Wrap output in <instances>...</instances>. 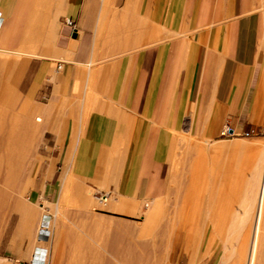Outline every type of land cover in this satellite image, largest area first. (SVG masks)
Masks as SVG:
<instances>
[{"label":"crops","instance_id":"crops-1","mask_svg":"<svg viewBox=\"0 0 264 264\" xmlns=\"http://www.w3.org/2000/svg\"><path fill=\"white\" fill-rule=\"evenodd\" d=\"M256 10L255 0H0V151L17 153L20 170L32 148L33 188L57 204L70 192L79 210L61 217L77 220L80 244L166 194L178 138L264 130ZM7 90L18 96L8 134ZM41 144L54 151L44 162ZM91 191L110 194L105 208L88 209ZM38 229L31 256L37 247L46 264L58 234L37 245Z\"/></svg>","mask_w":264,"mask_h":264},{"label":"rangeland","instance_id":"rangeland-1","mask_svg":"<svg viewBox=\"0 0 264 264\" xmlns=\"http://www.w3.org/2000/svg\"><path fill=\"white\" fill-rule=\"evenodd\" d=\"M259 3L260 4L258 7V0H255V7L257 9L256 13L259 14L261 19V27H260L261 33L259 39V46L261 49H264V2L263 0L262 1L259 0ZM5 86L12 88L13 84L12 83L5 84ZM5 92L6 94L11 93L12 98L10 100V103H13L12 106L6 107L7 113L5 116V128L7 131L6 133L8 134L10 120L12 119L13 114L17 112V107L14 105L17 103L18 96H17V92H14L13 90H9V91L7 90ZM224 138L225 141L240 139V140L252 142L256 140H263L264 130L261 133H258L257 135L251 137L238 136L235 138H230V137H224ZM22 141L24 143L26 142L24 139H22ZM188 144L190 145L200 144L203 147V148L201 147V150L204 149L202 151L203 153H205V155L203 154L204 156L202 155L201 157L206 158L204 164L206 165L207 163L206 168H210L211 156L208 153H209V148L213 144V140H199L191 137L178 138L175 141V146L177 148L176 150H178L179 152V155L174 156V160L171 164L170 181L166 194L164 196L158 197L156 200L152 202L143 203V205L141 206V211L137 214L135 218L123 219L120 229L117 228L118 225L116 223L115 225L116 229L123 230V238L125 239L126 242H130L131 244H135V243L138 244L141 242H145L148 245L147 251L151 254V256L149 260H147V262H144L145 264H242V262H237V261L232 262L231 260L229 262H225L221 258V255L224 251L223 246L224 243H226L225 242L226 240L224 238L227 237V240H229L230 245L231 244L236 245L237 241L239 245L241 244L242 235L236 233V231L238 230V226L236 227L231 224L232 221L233 222L238 221L235 213L237 211L236 208L239 206V204L238 201L236 200L240 199L241 194L235 193L232 197V199L234 200L233 203L226 202L224 204L227 207V212L222 218L220 217L221 218L220 220L223 223L217 228H214L213 225L209 222V219L207 216H205L204 211L202 212L197 211V213L196 210L193 211L192 208L194 204L192 202V199H194V197L192 198L189 195V197L187 196V198H185L186 197L185 192L187 187L186 184L193 181L196 183H199V181L206 183L207 184L206 188L204 187L203 189L206 190L202 193L204 194L202 195V198L215 199L216 194L209 195L208 191H210L211 189L224 190L225 189L224 184L225 183L228 184V182L230 181V177L225 178L223 176V177H217L215 179L213 177H210V175L211 174L213 175V173H210V171L208 170V172H206L207 178L203 179V181L202 179L198 180L199 178L197 179L190 178L191 174H196L193 172L192 170L193 166L191 165L193 161L196 159V155L193 154L194 148L189 147ZM48 147L49 146L47 145L41 144V148L39 149V152L37 154V156L43 162L48 157L54 155L53 150H50L51 152L50 155L42 153L44 152V150L45 152L49 150L47 149ZM254 155H255L254 152H249L248 155L234 154V158L238 159V162H241L240 165L242 164L243 167L245 166L247 168L251 166ZM221 157L223 158V160H225L226 156L223 155ZM248 160L251 162L250 165H249L250 162ZM32 167H33V149L31 148L27 150V152L25 153L24 160L21 163V169L18 171L17 176L13 179H10L8 183H10L9 190L12 189L10 190L12 196L16 191H18L20 197L27 200L30 203V205H32L33 208L40 213L39 215L42 216L43 221L40 222L38 221L37 223L39 228L37 245H41L48 243L51 240V238L55 236L54 233L55 228L53 227L54 226L53 222L55 220V217L57 218L56 215L58 214L56 211H54L56 207L61 206L59 215H63L62 214L63 211L69 212V211L79 210V207L73 204L72 202H69V200L71 199L70 192H68L66 195L67 199L65 201H60L59 204H57V202L54 199L47 200V198L43 195V193L39 192L37 188H33V186L31 185L35 175V171L32 170ZM212 181L214 183H212ZM235 181L237 185L234 187V190L240 192L242 189L246 188L248 182L247 178L242 177L235 179ZM211 183L214 184L215 186L214 188L211 187L212 186ZM96 193L97 192L94 191L90 192V201L93 204H90V206L88 207L89 210L105 208V204L110 201V199H108V201L105 202L104 204H99L94 197ZM219 197H220L219 195H216V199H218ZM184 199L185 200L188 199V202H184ZM205 204L206 202L205 203L203 202L201 203V206L204 207ZM230 204L232 206V213L230 212L229 209ZM191 209L192 211H190ZM189 211L190 213L191 212L192 213L190 214ZM55 212L57 214H55ZM150 213H153L154 220L152 224L148 223L149 227L147 231H145L144 228H146L148 216L151 215ZM194 213H196V215H194ZM9 214L11 215L9 216ZM203 216L207 218L205 219ZM189 217L191 219H189ZM239 217H242V214H239ZM48 220H50V225L47 224ZM18 221L19 219L16 212L9 210L8 212L6 211L4 213L3 211H0V234H1L0 257L7 258L9 261L7 263L9 264L11 263L12 264H42L43 260L39 262L37 261V256H36V252L38 251L37 247L35 248L32 256L30 253H28L27 250L28 242L30 243V240L33 242L34 234L32 236V239L25 237V239H23L21 242L19 241L20 239L17 236ZM64 221L66 223V226L72 230L71 233L73 234H76L75 232L81 233L80 232L81 229H78L77 227H74L72 225V222H75L77 220L64 219ZM174 221L175 223H172ZM191 224L193 225V227H191ZM106 229H110V227H105V230ZM244 229L248 230L249 228L246 226L244 227ZM189 230L190 231L206 230L205 233L206 235L202 240H200L199 238V240L197 241V236H202V234L199 235L191 234L188 236L183 233L184 231H189ZM214 230H218L220 233L213 235L210 234ZM158 231H160L161 234L155 233ZM176 231H180L181 234H174L173 232ZM82 236L85 240L89 241V243L88 242L87 243L94 249V252L96 254L102 253L100 242H96L92 234H89L88 238L86 235H82ZM236 236H239L238 240H236L237 239ZM14 237L17 239V242H15L14 245H10L9 241ZM232 239L233 242H231ZM222 240L224 241L222 242ZM25 241H27V244L24 246ZM235 241L236 243H234ZM62 248H63L62 252H60L61 254L55 262L85 261V259L84 260L78 258L76 259L73 256L74 255L73 244L71 243L63 244ZM103 253L107 254L106 251H103ZM48 255H52V246L50 245H49ZM106 260L107 262H117L116 260H112V258L111 259L108 258ZM48 262H46V264H48ZM91 262H94V259L91 260ZM259 264H264V255Z\"/></svg>","mask_w":264,"mask_h":264},{"label":"bare ground","instance_id":"bare-ground-1","mask_svg":"<svg viewBox=\"0 0 264 264\" xmlns=\"http://www.w3.org/2000/svg\"><path fill=\"white\" fill-rule=\"evenodd\" d=\"M188 145L196 148L197 150L196 159L193 161L192 168L196 174L198 173L199 175L198 180L202 179L203 181V179H206L207 178L206 172H208L209 170L210 173H213V175L211 174L210 177H213L215 179L217 177H223V176L225 178L230 177V181L228 182V184L227 183L224 184L225 186L224 190L211 189L210 191H208L209 195H212V194L219 195L220 197L218 199H216V195H215V199L214 198L213 199L202 198V195H204L202 193L206 190V189L205 190L203 189L204 187L206 188L207 184L200 182V181L199 183H196L194 181L190 182L189 187L187 189L188 191L185 192L186 197L185 195L184 197L187 198V196L189 197V195L192 198L194 197V199H192V202L194 204V206L192 204L193 211L196 210V213L197 211L198 212L204 211V214L205 216L208 217L209 222L213 225L214 228H217L218 226L222 225L223 222L220 219L227 212V207L224 204L226 202L233 203L234 201L232 199L233 195L235 193L237 194L240 193L241 194L240 199L236 200L238 201L239 206L236 208L237 211L235 213L238 221L237 222L232 221L231 224L236 227L238 226V230L236 231V233H238L239 235H242L241 244L239 245L238 241L237 243L235 241L234 243H236V245L234 244L230 245L229 240H227V237L224 238L226 240L225 241L226 243H224V246H223L224 251L221 255V258L225 262H229L231 260L232 262H235V261L242 262V264L243 263L244 264H259L264 255V139L256 140L252 142L240 140V139L232 140V141L218 140L216 142H213V144L211 145V148L209 149L210 151L209 153H211L210 168H206L207 163L206 165L204 164V162L206 161L205 160L206 158L202 157L201 159V156L204 154L203 151L201 155L199 154V151L201 152L199 148H201L202 146L200 144H196V145L188 144ZM11 148H15L14 143H11ZM244 150H249L248 152H254L255 154L253 157L252 164L249 161L250 158L252 157L249 158L248 161L250 162L249 165L251 164V166L247 168L245 166L243 167L242 164L240 165L241 162H238V159H235L233 155V153L241 152ZM227 152L228 154H232L233 156L230 155V157L228 156L229 157L228 160L226 159L223 160L221 156H223L222 154L227 153ZM225 158H227V156ZM18 159H19V155L17 153L11 152L9 154L7 153L4 154L3 152L0 151V211H3L5 213L6 211L8 212L9 210H11L17 213L18 219H19L18 228H17L18 229L17 236L20 239L19 241L21 242L23 239H25V237L32 239L33 234L35 235V232L38 227L37 223L40 220V215H39L40 213L36 209H34L33 206L30 205V203L27 200H25L24 198H21L18 191H16L13 194V196L10 193V190L12 189L9 190L10 183L8 182L10 179L15 178L18 174V171H19L18 164H17ZM221 162H222V165H221ZM3 164L5 165L3 166ZM208 167H209V164H208ZM242 177L247 178L248 182H247L246 188L238 192L234 190V187L237 185L235 179L242 178ZM213 181L212 183H214ZM212 183H211L212 185L211 187L214 188L215 186ZM184 202H188V199L186 200L184 199ZM203 202L204 203L206 202L204 207L201 206V203ZM60 207L61 206H57L56 209L54 207L55 209L54 211H56L58 214L55 212V214H57L56 215L57 218L55 217V220H54L55 227L54 226L53 227L56 228L55 232L56 234H58V241L54 240L55 243L54 245H52V255L49 256L48 264H145L144 262H147V260H149L151 254L147 251L148 245L145 242H141L138 244L137 243L131 244L130 242H126L125 239L123 238V230H118L116 228H112L111 230L104 229V230H101V232L98 231L96 228L97 233L100 232V234L99 233L97 234L96 231L94 232L98 235V240L102 248V253L96 254L94 252V249L88 243H85V244L79 243L78 238H82V237H79L80 235L77 236V234L71 233V230L69 229L64 230V225L66 224L64 219L66 217L64 216L65 218L64 217L62 218L61 216L63 215H59ZM192 209L190 211H192ZM229 209H230V212L232 213L231 204H230ZM196 213H194V215H196ZM150 214L151 215H149L147 219L146 228H144L145 231H147L149 227L148 223L152 224L154 220L153 213H150ZM239 214H242V217H239ZM10 215L11 214H9V216ZM182 217H183V214H182ZM207 217H204V218L206 219ZM95 218L97 217H94V219ZM81 219L83 218L81 217L80 220ZM99 219L100 218H97L96 221H98ZM189 219L191 218L189 217ZM82 221L83 223L81 222V224H84L85 220H82ZM92 221L90 222L93 224V222L95 221L93 222ZM99 221H101V219ZM102 222L103 221L99 222L100 223L99 226L101 224H104ZM172 223H175V221ZM246 226L249 228L248 230L244 229V227ZM191 227H193L192 224H191ZM160 231L155 232V233H160ZM90 233H91L90 231L88 233L86 232V234H90ZM173 233L181 234L180 231H176ZM183 233L188 236L191 234H197V235L202 234V236H197V241H198L199 238L200 240H202L205 237L206 230L204 231H199V230L190 231L189 230V231H184ZM218 233H220L218 230H214L210 234L213 235V234H218ZM92 235L94 236V234ZM236 237L235 239L238 240L239 236H236ZM63 239H65L66 241L74 240L75 244L73 245L74 246L73 256L76 259L77 258L82 259V260L85 259V261L83 262H55L59 258L61 254L60 252H62ZM223 241L224 240H222V242ZM9 242H10V245H14V243L17 242V239L14 237ZM231 242H233V239ZM81 243H83V241ZM32 249H33V244H32V241L30 240V243L28 242V246H27L28 253L32 254ZM103 251H106L107 254L103 253ZM108 258L110 259L112 258V260H116L117 262H107L106 259ZM93 259H94V262H91V260ZM7 262H9L7 258L0 257V264H9Z\"/></svg>","mask_w":264,"mask_h":264},{"label":"built area","instance_id":"built-area-1","mask_svg":"<svg viewBox=\"0 0 264 264\" xmlns=\"http://www.w3.org/2000/svg\"><path fill=\"white\" fill-rule=\"evenodd\" d=\"M61 65H56L57 70L60 69ZM258 132H247V131H237L234 130L232 127L226 125L222 128V130L220 131V136L221 137H230V138H235L238 136L241 137H251L254 135H257ZM95 199L97 200V202L99 204H104L105 202H107V200L110 197V194L108 192L106 193H96L94 195Z\"/></svg>","mask_w":264,"mask_h":264}]
</instances>
